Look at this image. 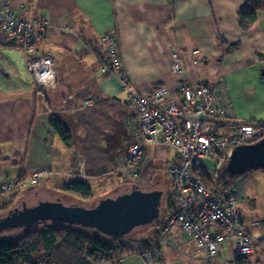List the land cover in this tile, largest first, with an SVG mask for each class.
I'll list each match as a JSON object with an SVG mask.
<instances>
[{
  "label": "crops",
  "instance_id": "1",
  "mask_svg": "<svg viewBox=\"0 0 264 264\" xmlns=\"http://www.w3.org/2000/svg\"><path fill=\"white\" fill-rule=\"evenodd\" d=\"M7 1L18 16L50 20L41 47L52 51L57 70L55 87L37 85L25 51L17 44L6 45L11 37L0 29V182L21 173L29 176L34 169L45 171L39 185L27 180L18 191L15 199L21 205L33 204L41 193H54L71 180L86 179L98 193L108 189L107 177L132 168L138 110L130 91L105 64V32L116 35L135 92L151 94L165 87L169 96L180 98L181 75L171 63L173 52L181 50L185 79L226 92L237 120L264 124V10L250 28H242L239 14L249 0ZM195 48L200 49L197 54ZM52 117L71 130L78 166L51 125ZM150 153L171 162L178 159L173 148L161 144L145 146L144 162ZM236 188L243 226L256 238L251 264H264V170L238 179ZM234 240L222 248L215 264H236ZM142 244L122 264H148L141 251L153 239L147 237ZM164 244L179 256L177 264H205L203 252L180 226L171 228ZM163 245L156 250L160 260L167 250Z\"/></svg>",
  "mask_w": 264,
  "mask_h": 264
},
{
  "label": "built area",
  "instance_id": "2",
  "mask_svg": "<svg viewBox=\"0 0 264 264\" xmlns=\"http://www.w3.org/2000/svg\"><path fill=\"white\" fill-rule=\"evenodd\" d=\"M51 27L45 16H18L7 0H0V29L25 51L26 65L39 86L55 87L57 70L52 51H43ZM109 58V67L130 90L138 110L139 133L130 148V157L142 161L147 144H161L173 148L177 160L171 162L168 172L173 179L176 209L166 215L161 226L160 239L143 252L145 260L152 264L156 250L167 242L173 226H180L194 239L197 251L203 252L205 264H215V258L232 237L237 255H250L255 250V236L248 232L241 221L238 209L237 188L222 193H212L196 170L212 171L205 160L217 163L228 159L232 150L240 144L254 142L264 136V127L254 121H239L231 114L230 98L226 92L206 82L191 84L183 77V51L172 54V69L181 75V96L168 95L165 87L151 94L131 90L119 41L114 32L101 36ZM200 49H193L197 54ZM90 102V101H88ZM140 167L139 165L136 166ZM43 169H34L29 182L37 185L43 178ZM22 179H5L0 182V199L23 185ZM195 255V251L189 252Z\"/></svg>",
  "mask_w": 264,
  "mask_h": 264
},
{
  "label": "trees",
  "instance_id": "3",
  "mask_svg": "<svg viewBox=\"0 0 264 264\" xmlns=\"http://www.w3.org/2000/svg\"><path fill=\"white\" fill-rule=\"evenodd\" d=\"M261 10H264V0H249L247 9L239 14L242 28H250L258 19V14ZM4 43L6 45H16L12 38L5 40ZM104 54L106 57L105 64L108 66L109 58L106 51ZM131 90H133L132 87ZM250 121L257 123L255 120ZM50 122L71 149L72 161L73 163H77L78 166L80 155L76 149L71 130L57 117H52ZM257 124L264 127V124ZM131 160L132 167H136L137 165L141 166L144 162V154L142 161L138 163L132 158ZM227 162L228 159H225L222 165L212 171L196 170V173L201 176L205 186L212 193H222L236 188L237 181L240 177H247L256 170H264L263 168L248 169L241 173H235L227 168ZM137 169H140V167ZM29 176L21 173L17 179H22L24 182H27ZM21 187L10 193L11 195L9 194L10 196L8 198L0 199V222L9 217L10 211L22 207L15 199ZM54 189L55 192L53 195L57 196L55 199H60L66 204L90 205L86 201L96 198L97 195L91 183L86 179L71 180ZM103 191H107V189H103ZM174 195L172 194L170 196L167 205V209L171 213L177 208ZM46 199L54 198H41L33 204ZM165 219L166 217L158 221L156 224L157 227L152 231L154 244L149 248L143 249L141 254L156 244V236L160 238L158 235L161 232V226ZM0 233L6 234L4 238H0V264H108L110 262L122 264V260L130 252L134 251L130 248V241L123 236L111 237L93 228L66 223L46 221L19 226H5L4 224H0ZM156 259L157 256L154 258V263L157 261ZM236 264H251V259L249 255H237Z\"/></svg>",
  "mask_w": 264,
  "mask_h": 264
},
{
  "label": "water",
  "instance_id": "4",
  "mask_svg": "<svg viewBox=\"0 0 264 264\" xmlns=\"http://www.w3.org/2000/svg\"><path fill=\"white\" fill-rule=\"evenodd\" d=\"M227 168L235 173L264 169V136L237 145L231 152ZM163 190L143 189L137 184L119 193L98 198L93 204H66L60 199L23 204L1 221L5 226L31 225L51 221L96 229L107 236H124L134 228L154 222L161 213Z\"/></svg>",
  "mask_w": 264,
  "mask_h": 264
},
{
  "label": "rangeland",
  "instance_id": "5",
  "mask_svg": "<svg viewBox=\"0 0 264 264\" xmlns=\"http://www.w3.org/2000/svg\"><path fill=\"white\" fill-rule=\"evenodd\" d=\"M212 156L214 157L215 160L207 158L205 160V163L209 167L215 170L218 166L222 164L217 163V160L219 159L218 154H213ZM171 160L172 159H168L165 157H156L152 155V153H150L148 154L147 160L140 166V169H137L136 167L126 168L124 170L125 174L123 173V171H121V174L115 173L112 176L107 177V181H106L108 182L107 191H103L102 189L101 191H98V193H96L97 194L96 198L86 201V203L92 204L93 202L96 201V199L100 198L101 195L104 196L110 193L116 194L125 190H129L133 186L132 183L139 185V187L143 189L161 188L163 190L161 213L159 217L154 222L138 226L134 228L130 233L123 236L124 238L130 241L131 243L130 248H132V250H139V248L143 246L142 244L143 239L147 237L148 239H152L153 236L152 234L150 235L151 231L157 227L156 225L157 222L160 221L162 218L166 217V215L169 213L167 209L168 201L170 196L174 194L173 179L168 173V167L171 164ZM142 166L143 168H141ZM119 182L125 183L126 185L123 186L122 188H119L120 184H122ZM56 197L57 196L53 195V193L45 191L41 193L39 197L33 199L32 201L35 202L40 200L41 198L55 199ZM159 232H160V227H159ZM160 234L162 235L163 233L160 232ZM160 234L158 235L159 237L161 236ZM4 236H6V234L0 233V238H4ZM163 247L167 248V244H164ZM158 257L159 256L157 255V259H156L157 261H155L154 264H177L175 259H180L179 256H176L175 253L170 251L168 248L166 250V253L164 254L163 260H159ZM181 257L184 258L183 255ZM108 264H115V263L110 262ZM187 264H191V263L188 262Z\"/></svg>",
  "mask_w": 264,
  "mask_h": 264
},
{
  "label": "clouds",
  "instance_id": "6",
  "mask_svg": "<svg viewBox=\"0 0 264 264\" xmlns=\"http://www.w3.org/2000/svg\"><path fill=\"white\" fill-rule=\"evenodd\" d=\"M159 240V239H158ZM147 250V249H146Z\"/></svg>",
  "mask_w": 264,
  "mask_h": 264
}]
</instances>
